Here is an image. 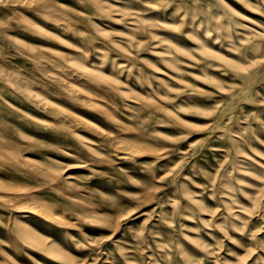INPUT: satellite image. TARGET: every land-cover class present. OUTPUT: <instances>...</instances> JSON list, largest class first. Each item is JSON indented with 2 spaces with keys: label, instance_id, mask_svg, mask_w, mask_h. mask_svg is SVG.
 I'll list each match as a JSON object with an SVG mask.
<instances>
[{
  "label": "rangeland",
  "instance_id": "1",
  "mask_svg": "<svg viewBox=\"0 0 264 264\" xmlns=\"http://www.w3.org/2000/svg\"><path fill=\"white\" fill-rule=\"evenodd\" d=\"M0 5V264H264V0Z\"/></svg>",
  "mask_w": 264,
  "mask_h": 264
},
{
  "label": "bare ground",
  "instance_id": "2",
  "mask_svg": "<svg viewBox=\"0 0 264 264\" xmlns=\"http://www.w3.org/2000/svg\"><path fill=\"white\" fill-rule=\"evenodd\" d=\"M36 1V0H35ZM34 2V1H33ZM1 3H2V1H1ZM13 4V3H12ZM31 4H32V2H31ZM37 4H38V2H37ZM60 4V3H59ZM19 5V4H18ZM23 5V4H22ZM1 6V5H0ZM29 6H31L30 4H29ZM60 6V5H59ZM63 6V5H62ZM27 7V6H26ZM39 7V6H38ZM42 7V6H41ZM114 7V6H113ZM1 8H3V7H1ZM44 8H45V6H44ZM43 8V9H44ZM47 8H48V6H47ZM64 8V7H63ZM7 9H9V8H7ZM33 9V8H32ZM41 10V8H38V10ZM42 9V10H43ZM21 10V9H20ZM28 10V9H27ZM39 10V11H40ZM46 10V9H45ZM49 10V9H48ZM47 10V11H48ZM52 10V9H51ZM28 11H30L31 12V9H29ZM34 11V10H33ZM101 11H103V10H101ZM8 12H10V11H8ZM20 12V11H19ZM43 12V11H42ZM53 12V11H52ZM51 12V13H52ZM77 12V11H76ZM79 12V11H78ZM77 12V13H78ZM103 12H105V10L103 11ZM32 13H35V12H32ZM39 13V12H38ZM48 13V12H47ZM47 13H46V16H47ZM50 13V12H49ZM48 13V14H49ZM14 14V13H13ZM25 14V13H24ZM20 15V14H19ZM21 16V15H20ZM23 16V15H22ZM37 16V15H36ZM45 16V17H46ZM57 16V15H56ZM64 16V15H63ZM41 18V17H40ZM53 18V17H52ZM67 18V17H66ZM113 18V17H112ZM19 19H21V17L19 18ZM25 19V18H24ZM48 19H50V18H48ZM131 20V19H130ZM133 20V19H132ZM139 20V19H138ZM67 21V20H66ZM130 22V21H129ZM70 23V22H69ZM133 23V22H132ZM135 23H136V21H135ZM135 23H133V25L135 24ZM54 24V23H53ZM57 24V23H56ZM60 24V23H59ZM67 26V25H66ZM27 27H29V26H27ZM70 27V26H69ZM144 27V26H143ZM34 28V27H33ZM97 28V27H96ZM35 29V28H34ZM33 29V30H34ZM100 29V28H99ZM38 30V29H37ZM41 30V29H40ZM43 30V29H42ZM45 31H47V30H45ZM63 31V30H62ZM41 32V31H40ZM43 33V32H42ZM49 33V32H48ZM100 33V32H99ZM43 34H45V33H43ZM58 34V33H57ZM8 36V35H7ZM54 36V35H53ZM55 36H56V33H55ZM54 36V37H55ZM58 36V35H57ZM57 36H56V38H57ZM60 36V35H59ZM30 38V37H29ZM32 38V37H31ZM35 38V37H34ZM60 38V37H59ZM8 39H10V38H8ZM12 39V38H11ZM35 40H36V38H35ZM52 40V39H51ZM58 40V39H57ZM130 40V39H129ZM41 41V40H40ZM39 41V42H40ZM48 41V40H47ZM54 41V40H53ZM58 41H60V40H58ZM27 45V44H26ZM31 46V45H30ZM29 47V46H28ZM33 47V46H32ZM35 47V46H34ZM38 47H40V46H38ZM78 47V46H77ZM36 48V47H35ZM83 49V48H82ZM81 49V50H82ZM74 50V49H73ZM72 50V51H73ZM85 50V49H84ZM34 51V50H33ZM75 51V50H74ZM86 51V50H85ZM50 52V51H49ZM83 52V51H82ZM51 53V52H50ZM54 53V52H53ZM87 53V52H86ZM85 53V54H86ZM36 54V53H35ZM72 54V53H71ZM74 54V53H73ZM84 54V53H83ZM38 55V54H37ZM76 55V54H75ZM84 56H86V55H84ZM5 57V56H4ZM164 57V56H163ZM41 58V57H40ZM2 61V60H1ZM67 61H69V60H67ZM76 61V60H75ZM44 62V61H43ZM49 62H52V60L51 61H49ZM59 62V61H58ZM46 63V62H45ZM57 63V62H56ZM63 63H65V62H63ZM34 64V63H33ZM62 64V63H61ZM67 64V63H66ZM78 64V63H77ZM77 64H75V65H77ZM55 65V64H54ZM54 65H52V67L54 66ZM63 65V64H62ZM70 65V64H69ZM74 65V64H73ZM36 67V66H35ZM49 67V66H48ZM7 69V68H6ZM45 69V68H44ZM56 69H57V67H56ZM67 69V68H66ZM11 70V69H10ZM20 70V69H19ZM38 70V69H37ZM9 71V70H8ZM7 71V72H8ZM52 71V70H51ZM67 71V70H66ZM69 71V70H68ZM13 72V71H12ZM17 72H19V71H17ZM49 72V71H48ZM22 72H20V74H21ZM39 73V72H38ZM45 73H47V72H45ZM14 74H16V73H12V76L10 77L11 78V80L13 81V83L15 84V89L17 90V91H21V89L24 87V85H25V83H23V81H22V79L21 78H17V76L16 75H14ZM19 74V73H18ZM27 74H29V73H27ZM25 75V74H24ZM71 75V74H70ZM87 75V74H86ZM93 75V74H92ZM19 76V75H18ZM77 76V75H76ZM106 76V75H105ZM59 77V76H58ZM66 77V76H65ZM59 78H61V77H59ZM58 78V79H59ZM66 78H69V77H66ZM58 79L56 80L55 78H54V81L55 82H57L59 85H61L62 87H63V89L65 90V93H68L72 98H73V100H74V98L76 99H78V97H75V91H74V89L70 86V84H69V82H67L68 84H65V83H63V82H61V81H58ZM109 79V78H108ZM8 80H10V79H7L6 80V78L4 79V81L5 82H7ZM24 80V79H23ZM40 80V79H39ZM78 80V79H77ZM83 80V79H82ZM105 80V79H104ZM50 81V80H49ZM88 81V80H87ZM52 82V81H51ZM88 82H90V81H88ZM95 83V82H94ZM96 83H98V82H96ZM27 84V87L29 86L28 84L29 83H26ZM82 84V83H81ZM31 86V85H30ZM73 86H75V85H73ZM13 87V86H12ZM56 87V86H55ZM58 87V86H57ZM78 87V86H77ZM108 87V86H107ZM36 88H38V87H36ZM86 88H88V87H86ZM11 89V88H10ZM113 89H115V88H113ZM32 90V89H31ZM47 90V89H46ZM80 90V89H79ZM35 91V90H34ZM36 92V91H35ZM41 92H42V90H41ZM48 92V91H47ZM56 93V92H55ZM110 94V93H109ZM28 102H30L31 103V105H34V106H36V107H38V108H40V109H42V111H44L47 115H49V116H51L52 118L54 117H58V119H60V121H62L63 123H74V124H81V125H83V128L84 127H86V128H89L90 130H94V128L95 127H93L92 126V124H90V123H87V121L85 122V121H83V120H81V119H79V118H77V117H75L74 115H72L71 114V112L69 113V112H67L64 108H60L59 106H56L55 105V101L54 100H51V99H48L47 97H45V96H41L40 94H37V93H30V92H23L22 94H21ZM43 95V94H42ZM95 96V95H94ZM57 97V96H56ZM62 97V96H61ZM66 97H67V95H66ZM98 97V96H97ZM144 97V96H143ZM2 98V97H1ZM68 98V97H67ZM82 98H79V100H81ZM87 99V98H86ZM2 100H4V99H2ZM72 100V101H73ZM82 101V100H81ZM129 102V101H128ZM94 104V103H93ZM8 105V104H7ZM84 105H85V103H84ZM96 105V104H95ZM100 105V104H99ZM78 106V105H77ZM98 106V105H97ZM83 107V106H82ZM85 107H86V105H85ZM101 107V106H100ZM103 107V106H102ZM13 108V107H12ZM35 108V107H34ZM67 108V107H66ZM71 109V108H70ZM74 109V108H73ZM69 110V109H68ZM74 111V110H73ZM41 112V111H40ZM75 112V111H74ZM76 113V112H75ZM105 113H106V111H105ZM104 113V114H105ZM108 113V112H107ZM111 114V113H110ZM108 119V118H107ZM114 120V119H113ZM72 126V125H71ZM71 128V127H70ZM82 128V129H83ZM92 128V129H91ZM73 130V129H72ZM89 130V131H90ZM92 130V131H93ZM98 130V129H97ZM101 130V129H100ZM99 130V131H100ZM89 131H87V132H89ZM91 132V131H90ZM99 133V132H98ZM108 133V132H107ZM18 134H19V136L20 137H25V133L23 132V131H18ZM105 134V133H104ZM72 136H73V134H71ZM93 135V134H92ZM108 135V134H107ZM111 138V137H110ZM113 138V137H112ZM85 139V138H84ZM114 139V141H115V138H113ZM112 139V140H113ZM78 140V142H79V139H77ZM86 140V139H85ZM111 140V139H110ZM110 141V142H113V141ZM127 140V139H126ZM125 141V140H124ZM128 141V140H127ZM126 141V142H127ZM133 141H136V140H133ZM116 142V141H115ZM122 142V141H121ZM80 143H81V141H80ZM84 143V142H83ZM82 143V144H83ZM105 143V142H104ZM127 143H129V142H127ZM140 143V142H139ZM134 145V144H133ZM133 145H132V147H133ZM138 144H136V146H137ZM84 147H85V145H84ZM131 148V147H130ZM141 148V147H140ZM142 148H144V147H142ZM138 149V148H137ZM139 150V149H138ZM139 152H141L140 150H139ZM6 159H9V160H15V161H18V162H23L24 160H25V156H23V154L20 152V151H18V150H15V149H13V148H9V147H3L2 145H1V143H0V161H3V160H6ZM2 164V163H1ZM14 164V163H13ZM3 165V167L5 166V164H2ZM16 165V164H15ZM9 166V165H8ZM1 167V166H0ZM12 167V166H11ZM18 167V166H17ZM52 173V172H51ZM248 173V172H247ZM56 174V173H55ZM68 174V173H67ZM64 176H65V174H64ZM67 177H70V175H67ZM71 178V177H70ZM67 182V181H66ZM12 183V182H11ZM230 189V188H229ZM230 191V190H229ZM20 198H18L19 199V201H18V203H19V205L20 206H22V205H24V206H26L25 204H27V199H25V198H23L22 196H19ZM22 197V198H21ZM16 198V197H15ZM16 201V202H17ZM6 202V201H5ZM15 202V203H16ZM29 202V201H28ZM8 203V202H7ZM11 204V203H10ZM17 206H18V204H16ZM23 206V207H24ZM29 206V205H28ZM44 206V205H43ZM19 207V206H18ZM29 208V207H28ZM42 208V207H41ZM43 209V208H42ZM38 210H40V209H38ZM38 210H33L34 212H37L38 214L39 213H41V212H39ZM24 214V213H23ZM232 216H233V214H231ZM49 216V215H48ZM16 221V220H15ZM18 222H20V220L18 221ZM20 225L22 226V228L24 229V230H22L23 231V233H24V235L27 237V238H29V239H34V238H36L35 237V233H33L32 232V228H30V227H28L26 224H24V222L21 224L20 223ZM25 236H23V238H26ZM39 236V235H38ZM41 237V236H40ZM26 238V239H27ZM40 239V238H39ZM36 240V239H35ZM38 246V245H37ZM64 253V252H63ZM62 253V254H63ZM57 254H60V253H58L57 252ZM52 255V254H51ZM57 256H59V255H57ZM61 256V255H60ZM65 257V256H64ZM61 260V259H60ZM68 263V262H67Z\"/></svg>",
  "mask_w": 264,
  "mask_h": 264
}]
</instances>
